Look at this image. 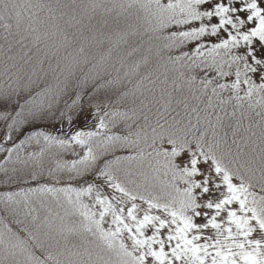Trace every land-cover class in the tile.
Wrapping results in <instances>:
<instances>
[{
  "label": "snow or ice",
  "instance_id": "snow-or-ice-1",
  "mask_svg": "<svg viewBox=\"0 0 264 264\" xmlns=\"http://www.w3.org/2000/svg\"><path fill=\"white\" fill-rule=\"evenodd\" d=\"M0 187V264H264V0H0Z\"/></svg>",
  "mask_w": 264,
  "mask_h": 264
},
{
  "label": "trees",
  "instance_id": "trees-1",
  "mask_svg": "<svg viewBox=\"0 0 264 264\" xmlns=\"http://www.w3.org/2000/svg\"><path fill=\"white\" fill-rule=\"evenodd\" d=\"M6 189H4L3 187H0V191H4ZM12 190H15V186H13Z\"/></svg>",
  "mask_w": 264,
  "mask_h": 264
}]
</instances>
